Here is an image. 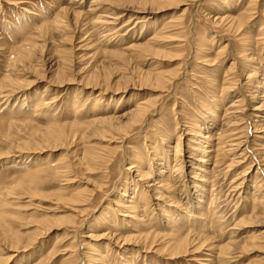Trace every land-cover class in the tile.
Listing matches in <instances>:
<instances>
[{"label": "rangeland", "instance_id": "1", "mask_svg": "<svg viewBox=\"0 0 264 264\" xmlns=\"http://www.w3.org/2000/svg\"><path fill=\"white\" fill-rule=\"evenodd\" d=\"M151 1L145 4L144 0H135L130 3L127 1L120 5H110L109 2L95 4L92 0H0V85L3 80H13L20 86L14 96L8 97H6L8 92L0 88V211L3 213V218L0 219V264H65V259L68 257L64 252L65 245L71 241L77 244L89 243L90 249L86 248V244L82 249L88 255L93 251L91 247L95 246L98 253L94 257L100 258L101 255L106 254L109 256L110 264H129V262L133 264H264V249L260 247L255 249L236 247L233 250V259L220 256L219 248L211 250L208 247L200 249L196 254L189 253L173 258L170 257V252L158 253L155 252L156 248L145 251L142 246H135L136 243L116 244L114 238L85 237L89 231H95L96 235L107 232L106 221L98 220L99 217L101 218L100 215L107 211V205L112 206L107 216L109 217L107 223L111 225L109 226L111 229L117 230L116 234L126 236L134 227H142L135 219L125 220L124 216L115 211L116 207L110 200L116 197L117 193L122 192L121 187L127 183L125 175L133 176L137 180L134 170L128 169V158L134 157L135 152L139 151L140 158L148 161L149 164L153 163L158 158L155 156L157 153L162 155L175 145L176 133L183 134L181 146L186 159L184 176L191 183L193 181L191 177L199 173L196 168L198 161L195 160L197 156L194 159L188 158L190 154L187 145L191 143L190 139L194 133L183 124L191 125L189 127L192 130L196 128L197 122L207 124L208 121L201 123V120L206 118L202 115L203 105L206 104V110L214 112L218 117L217 127L222 125L221 128H224L225 121L220 124L221 118L224 117L223 108L236 100L237 96L246 101L242 107L243 109L246 107L245 115H249V118L244 115L246 119L239 122L240 129L243 128L244 131L245 126L249 125L248 135H250L245 155L247 157L242 158L241 163L230 166L232 155L226 156L227 158L220 156L221 163L215 169L218 179L215 194L220 205L217 215L220 225L214 232L210 230L207 232L211 236L208 243L217 246L224 244L232 239L233 233H236L233 238H240L242 242L259 232L264 235V215L259 212L260 210L255 215L258 218L248 221L246 226H241L242 223L239 222V219L249 218L252 213L255 199L251 197V192L254 189L252 186L256 184V176L250 174L246 176L249 178L247 183L250 186L248 185V192L242 193L240 206H237L238 203L228 195L232 190L235 194L236 188L233 187L236 186L237 179H242V174L244 175L251 165L255 163L254 169L258 170V173H262L259 165L264 169V151L261 150L264 145V132L263 135L261 134L262 138H256L259 132H254L256 129L253 127L259 124L261 129L264 125V108L258 111L253 110L252 106L261 105L264 99V84L259 83L264 80V42L256 39L257 33L264 27V0ZM64 8H68V13L63 17V26L60 29L50 28L49 32L39 30L40 26L48 20L51 22ZM75 10L78 12L76 13ZM218 12L219 15L231 17L240 13L245 14L247 24L242 30L243 33L229 30L228 24L220 28L214 24L212 15ZM98 15L115 16L117 20L110 28L95 23ZM179 25L183 28H179ZM213 33L218 34L216 42L211 45L208 40ZM242 34L246 40L248 36L256 40L254 42L256 45L252 43L249 55L257 58L250 63L251 68L246 65L244 67L248 74L260 70L259 76H255L258 82L255 77L248 79L247 82L248 74L245 76L244 71L242 74L241 64L244 59L241 52L247 49L246 40H243L245 43L242 41ZM157 37L159 40L154 41ZM146 42H152L153 44L150 45L155 47V50L149 51L140 47V44L144 45ZM178 43L182 47L178 48ZM35 44L36 48L33 47ZM133 45L136 47L133 48ZM222 45H226L225 53L217 54ZM31 47L34 48L32 52L30 51L34 56L30 54L28 59L24 58V61L16 63L22 58L24 50ZM231 62L237 64L234 65L231 73L233 77L231 81L233 84L236 83L233 85L234 92L227 94L229 97L219 106L218 92L221 88L219 86ZM146 72H163L168 80L165 85L157 87L158 84L154 79L155 83L153 80L149 82L145 80ZM250 80L256 81L254 86ZM251 92L258 97L254 96L255 99H251ZM149 98L157 107L152 108L153 115L143 121V124L135 126L132 137L127 141V147L123 149L125 151L122 149L117 151L109 164L99 162L95 165V169H89L85 165L84 157L90 154L86 152H97L106 157L107 145L111 144L112 137L93 136L83 127L73 123L91 122L89 120L93 119L90 118L93 114H101L105 110H108L106 113L109 115L115 111L123 114L131 105L134 106ZM256 113L260 116L257 117ZM176 116L177 119L186 122L177 124ZM253 120L260 122L254 123ZM49 124L62 127L64 137L51 143L42 141V135ZM208 128H204L203 135L213 134L216 130ZM38 130L39 133L35 136L33 131ZM163 132L168 133L165 139L160 137L161 134L167 135ZM37 137L41 138L38 142H36L39 140ZM28 142L31 144L28 145ZM257 149H260L261 153ZM258 157L263 160L262 163L258 161ZM189 161H192V167ZM38 163H43L38 167L42 171L35 176L31 168ZM172 164L173 160L170 158L169 165ZM154 165L151 172V177L154 178L149 179L150 182L158 178L159 171L163 170V166L157 165V162H154ZM212 167V163L208 165V168ZM66 180L71 182L63 185ZM189 183L191 198L187 204H185L187 199H184L182 204L191 211L193 210L191 205L196 201L198 194L197 187L193 189ZM101 184L104 187L108 185V195L102 194ZM150 185L146 183L141 186L136 195L142 194L139 202L144 204L146 199L156 215L149 219L152 225L148 222V228H152L155 232H163L161 225L165 224V218L159 213L161 208L168 209V204H165L167 200H156L159 197L158 192L149 188ZM162 191L164 194H169L165 189ZM209 195L210 193L206 196ZM71 196L81 197L82 202L75 204L69 201ZM71 214L75 215V224H66L67 226L59 230L47 233L31 245L32 238L39 236L38 233L44 225L46 226L47 222H44L46 217L54 219V216ZM145 228L147 226L141 229ZM15 232H19L23 237L22 242L19 245L14 243V246L7 237L11 238L10 236ZM76 232L78 233L76 238L72 239Z\"/></svg>", "mask_w": 264, "mask_h": 264}, {"label": "bare ground", "instance_id": "2", "mask_svg": "<svg viewBox=\"0 0 264 264\" xmlns=\"http://www.w3.org/2000/svg\"><path fill=\"white\" fill-rule=\"evenodd\" d=\"M127 1H129V3H130V1L134 2L135 0H127ZM127 1H125V0H92V2L95 3V4H99V3L102 4V3L109 2L110 5L111 4L112 5L113 4L114 5H117V4L120 5V4L125 3ZM147 1H149V0H144V3L146 4ZM151 2H153V1H151ZM109 3H107V4H109ZM154 3H156V1ZM141 4H143V3H141ZM222 8L224 9L225 6L222 7ZM67 10H68V8L67 9L64 8V9L60 10L59 13L56 15V17L51 22H49V20L46 21L47 23H45L44 25L40 26L39 30H41V32L42 31L43 32H47L50 28H53L54 30L55 29H60L63 26V23H62L63 19H64L63 17L64 16L66 17L65 14L68 13ZM139 10H140V7H139ZM219 11H221V10L219 9ZM69 12H70V10H69ZM75 12H76V10H75ZM80 12H82V11H80ZM78 14H80V13H78ZM214 14H215V12H214ZM210 16H211V14H210ZM97 17L98 18L95 20V23H98L100 25H104V26H107V27H110L112 24H114V21L117 20L116 18H114L115 16L110 17L109 15L108 16L107 15L106 16L105 15L104 16L98 15ZM212 18H214L213 19V23L218 25L219 28H220V26L228 24L229 25V27H228L229 30L238 31L239 33L242 32L243 28L247 24L246 21H245L246 20V16L243 13L242 14L240 13L237 16L231 17L229 15H224V16L219 15V12H218L216 15H212ZM180 24H182V23L180 22ZM179 26H178L179 28H183V27H181V25H179ZM172 29H174V28H172ZM244 32H245V30H244ZM217 34L213 33V35L210 36V39L208 40V42H210L211 45H213L214 42H216ZM257 35H258V38H256L257 41L261 40L262 42H264V27L259 30V33H257ZM163 36H164V34H163ZM170 36H172V35H170ZM242 36H243L242 41L246 40V39H244V34H242ZM246 36H245V38H246ZM252 36H254V35H252ZM171 38H169V39H171ZM179 38H181V37H179ZM204 39H207V38H204ZM247 39H248V40H246V46H247L246 48L247 49H244L241 52V55L243 54L242 58L244 59L243 60V64H241L243 68L240 67V68H242V74H243V71L245 72V67L244 66L246 65V67H248V66L250 67V65H251L250 63H252V61L255 58V57L249 55V53L251 52L250 50H251L252 43L255 44L254 42L256 40H254L253 38H251L249 36L247 37ZM158 40H159L158 37H157L156 40L154 38V41H158ZM171 40H173V39H171ZM152 42H148V43L146 42V44L144 43V45L140 44V47H142V48H144L146 50H149V51H151V50L154 51L155 47H152V45H150V43L153 44ZM243 42L245 43V41H243ZM154 43L156 44V42H154ZM226 45L225 46L222 45L223 47L218 49L217 54L221 55V54L225 53ZM33 47L36 48V44ZM134 47H136V45H133V48ZM177 47L180 48V47H182V45H180L178 43ZM227 47H229V46L227 45ZM34 48L31 47V48L25 49L24 52H23L22 58L18 59L16 61V63H18L19 61H22L24 58L28 59L30 54H32L31 52H32V50ZM208 49H210V47H208ZM239 54H240V52H239ZM237 56H239V55H237ZM258 57H259V55H258ZM214 59H213V61H214ZM239 60H240V58H239ZM261 61H259V62H261ZM246 62H248V63H246ZM234 65H237L236 62H233V63L231 62V66L228 67L229 69L226 70V72H225V74L223 76L224 78L221 76L223 78V81H222L221 85L219 86V87H221L220 91L218 92L219 94L217 93L219 95L218 97H220V99L218 100V101H220L219 106L223 105L224 101L227 100V98L229 97V96H227V94L234 92V87L235 86H233V85L236 84V83L233 84V82L231 81L232 78H233L231 76V73H232V70H234ZM239 70H241V69H239ZM257 70H258V68H257ZM255 71H256V69H255ZM238 72L240 74V71H238ZM258 72H260V70ZM258 72H254V74L252 72H250L251 74H248L247 71H246L245 72L246 73L245 76H247V74H248V77H247L246 81L248 82V79H252L253 77H255L257 75L259 76ZM146 73L147 74L144 75L145 80L146 81L148 80V82H149L150 80L152 81L154 79L156 81V84H158L157 87L159 85H161V86L165 85V82L168 80V78H166L164 76V74H162L163 72L162 73H157V72L149 73V72H146ZM260 77H262V76H260ZM263 79H264V77H263ZM154 80H153V82H154ZM263 81H261L259 83H263L264 84ZM62 82H64V81H62ZM251 82H253V81H251ZM255 82H253V86H254ZM257 82H258V79H257ZM259 83H258V85L262 86V84L260 85ZM18 84L19 83H15L13 80H10V81L9 80H3L2 84L0 85V88L3 91L6 90V92H8L6 97L14 96L15 93H17L18 89H20V86ZM145 84H146V82H145ZM248 84H250V83H248ZM17 86H19V88ZM250 87H252V86L250 85ZM249 89H251V88H249ZM164 90H166V89H164ZM253 93L254 92H251V94L249 93L251 99H255L256 96L258 97V95L255 96ZM262 93L263 92H261V94ZM257 94H258V92H257ZM263 98H264V95H263ZM245 102L246 101L244 100V98H241L240 96L239 97L237 96L236 100L234 99V101H232L230 104H228V105L226 104L225 105V108H223L224 109V111H223L224 112L223 113L224 117L221 118V123H220V124H222V121H225L224 124H223V126H225L224 128L223 127L221 128L222 125H220V127H217L219 125L217 123V121H219L218 117L216 116V114L214 112L213 113H214L215 116L213 115L212 112H208L209 110L208 111L206 110V107H207L206 104L203 105V111L204 112L202 113V115L204 117H206V118H203L202 119L203 121L201 120V123L208 121L207 124H205V125L203 123L199 124V122L195 123V121H194V123L196 124V128L195 129L193 128V130L191 129V127H189L191 125H189L187 123L183 124L185 126V128L190 129V131H193V133H194L193 137L191 139L189 138L191 143H188V145H187L188 153L190 154L188 158H193L194 159L197 156V159H195V160L198 161V164H197L196 168L199 170V173H196L195 177H191L193 179V181L191 183H189L186 180V177L184 176L185 175L184 173H185L186 159L183 156L184 149L181 146V143L183 145V142H181V140H182L181 137L184 136L183 134L178 135V133H176L175 145L171 149H168L165 153H162V155H159L157 153L155 156H157L158 158H157L156 161H153V163L149 164L148 161L144 160L143 158H140L139 156L141 154L138 153L139 151L137 153L135 152L134 157L128 158L129 159L128 160V162H129V168L128 169L129 170H134V172L136 173L135 177H137V180L133 176H132L133 177L132 178L128 174L125 175L127 183L125 182L126 184H124L121 187V191H122L121 193H119V194L117 193L116 197L110 198L111 204L115 205V207H116V209L114 208L115 211H118L120 215L124 216L125 220L126 219H135L139 226H142V227H146L147 226V228L142 230L141 229L142 227L141 228L134 227V229H132L133 232L132 231L129 232L128 235H126V236H124V234H123L124 237L120 233L116 234L117 230H115L114 228L111 229L109 227L111 225H109L107 223V221H108L107 218H109L107 216H108V214L110 213V211L112 209L111 205H107L106 206L107 211L105 213H103V215H100L101 218L99 217V219H98V220L106 221L105 223H106L107 228H108L107 232L105 234H102V235H96L95 231H89V233H87L86 235L84 234L85 237L86 238H94L96 236V237H102V238H104V237L114 238L115 241H116V244H120V243H123V244L136 243L135 246L136 245L142 246L143 250H145V251L146 250L150 251L153 248H156L155 252H158V253L160 252V253H164L165 254L167 252H170L169 253L170 257H173V258H175L177 256H180V255L181 256L182 255H186V254H189V253L196 254L197 251H199L200 249L203 250V248H206V247H208L211 250H214L215 248H219L220 249V253H221L220 256H226V257H228V259H229V257L231 259L234 258V257L232 258V255L234 254L233 250H235L236 247H239V249L240 248H243V249H245V248L255 249L256 247H260V248L264 249V235H263L262 232H259L257 235L249 236V238L244 240L243 242L240 240V238L239 239L238 238L237 239L233 238L235 236V234H236V233H233L232 236H231L232 239L229 240L228 242L224 243V244L218 245L219 247L217 246V244L208 243V241L211 239V236H209L207 232L209 230L214 232L217 228H219V225H220V221H219V218L217 216L218 213H219L218 209H219L220 205L218 203L217 195L215 194V187H216V183H217V180H218L217 176H216L215 169L217 167H219V165L221 163L220 156L221 157L222 156L226 157V156L232 155V158H230L231 159L230 160V162H231L230 166H232L234 164H237V163H241L242 162L241 159L242 158L245 159V157H247L245 155H246V150H247L246 149V146H247V143H248L247 141H248V138H249V135H250V134L248 135L249 125L245 126V129H246L245 131H244L243 128L240 129V126H239L240 120L246 119L245 117L249 116V115H245V113L247 112L246 111V107H244L245 109H243V107H242V104H244ZM240 105H241V107H240ZM252 106H253V110H258L259 111L260 108H264V99H263L261 105H254L253 104ZM155 107H157L156 103L154 101H151V99L149 98L148 100H142V101L138 102L134 106L131 105L130 107H128L129 109L125 110L124 113L122 112L123 114H118L117 111L114 110L115 112L113 114L111 113L112 115L111 114L109 115V114L106 113L108 110H105L101 114H96V115L93 114L90 117V118H93V119L89 120L91 122H88V121L84 122L83 121V123H73L74 125L76 124V125H78L80 127H83L85 129V131L91 133L93 136L94 135L95 136L96 135L97 136L98 135L99 136L110 135L112 137L111 138V144L107 145L108 155L106 157H103L102 154H99L97 152L96 153L95 152H92V153L86 152V154H90V155H86L85 156L86 158L83 156L84 159H86L85 165H87V167L89 169H95V165L97 163H99V162L108 163V164L110 162H112V160L114 159V156H116L114 154H116L117 151H119L120 149L123 150L125 147H127V141H129V139L132 137L131 135H132V133L134 131L135 126H137L138 124H143L142 123L143 121H145L150 116H152L153 113H154V110L152 108L155 109ZM217 110H219V109H217ZM109 111H110V109H109ZM260 112H262V111H260ZM177 113H178V111H177ZM175 115H177V114H175ZM244 115H245V117H244ZM256 115H257V117L260 116V115L258 116L257 113H256ZM253 117H255V116H253ZM176 119H177V116H176ZM181 120L182 119L178 118L177 119V124L182 123V122H186V121H181ZM260 120H261V118H260ZM243 121H241V122H243ZM256 121H254V123H256ZM257 122H260V121H257ZM254 123H253V125H254ZM191 124H193V123H191ZM255 125L257 127L253 126L256 129V130L253 129L254 132H259V134H258V136L256 138H262V135H263L262 133L264 132V125L261 126V129L258 126L259 124L258 125L255 124ZM208 127H211L212 130H213V128H215L216 130L213 132V134L209 133V135H206V134L203 135L204 128L205 129H209ZM45 129H46V132L42 135V141H44L46 143L56 142V141H58V140H60V139H62L64 137L63 136V128L58 126V125L57 126L56 125H50V126L46 127ZM74 129H76V128H74ZM40 131H42V129H40ZM33 132H35V134H36L35 136H37L38 133H39V130L38 131H33ZM185 132L188 133L187 130H185ZM163 133H166L167 135L161 134L160 137L162 139L163 138L165 139V137H168V133L167 132H163ZM244 133L246 134V138H245V134ZM40 134H42V133H40ZM30 137H33V136H30ZM39 137H41V136L39 135ZM203 138H204V140H202ZM40 140H41V138L39 140H37L36 142H38ZM24 141H26V140H24ZM64 142H66V141H64ZM29 144H31V143L28 142V145ZM36 144H38V143H36ZM25 146H26V144H25ZM260 146H261V144H260ZM152 147L155 148L154 146H152ZM169 148H170V146H169ZM261 148L260 149L264 151V145ZM260 149L259 150L257 149V150L261 153ZM123 151H125V150H123ZM188 153H187V155H188ZM260 153H258V154H260ZM83 155H85V154H83ZM263 157H264V154H263ZM170 158H172V160H173L172 166L169 165ZM258 161L262 163L263 160L261 161V158L258 157ZM154 162H157V165L163 166L162 167L163 170L159 171V175H157V176H159L158 178H156V179L152 180V182H150L149 179L154 178V177H151V172H152V169H153L152 167L155 166ZM189 162H190V167H192V161H189ZM211 163H212L213 167L212 168H208V165H210ZM42 164L38 163L35 166L32 165L33 166L32 168L30 167L31 170L32 169L34 170L33 175L36 176V174L41 173L42 170H39L40 168H38V167L42 166ZM108 164H106V165H108ZM169 166H171V167H169ZM259 166H261V170H262L261 172L262 173H260V172L258 173V170L256 171L254 169V167H256L255 163L249 167V170L246 167L247 170L244 172V175L242 174V176H243L242 179L238 178L237 182L235 183L236 186L233 187V189L236 188L235 189L236 190L235 194L232 193L233 190H232V192L228 193L229 198L232 197L233 200L236 201V203H238L237 206H240L241 202H242V199H243L242 193L248 192V188L250 186L247 183L249 178H246V176L248 174L256 176L255 177V183L256 184H255V186L254 185L252 186L254 189L251 192V197H253L255 199V203H254V206L252 208V213L249 215L250 217L249 218H244L243 217L242 219H239V222L242 223L241 226H246L247 222L248 221H252L254 218L257 219L258 217H256L255 215L257 214L256 212L258 210H260L259 212H262V214L264 215V177H262V175L264 174V169L262 168V165H259ZM258 168L260 169V167H258ZM33 177H32V179H33ZM171 180L173 181V183L171 182ZM144 181H146V182H144ZM69 182H71V181L70 180H66V182L63 185H65V184L67 185ZM31 183H35V181L34 182L31 181ZM146 183L148 185H150V183H151L149 188L151 187V189H153V191L158 192L157 194H158L159 197H157L156 200H163V199L167 200L165 202V204L167 203L168 206H169V207L167 206V208H168L167 210H163L161 208V206L159 205V207L161 208V210H160L161 213H159V214L163 218H165V224L161 225V226H163L162 227L163 232H161V231L160 232H155V231H152V228H148V225L150 223L149 219L152 218V217H155L156 215L154 214L153 209L150 206V203L147 202L146 199H145L146 203L144 202V204H141V202H139L143 195L142 194H138L139 197L136 195V193H138L140 191L141 186H144ZM188 183L191 185V188H193V189L195 187H197V189L196 188L195 189L197 190V194H198V197H197L196 201L195 202L193 201V203L191 205V209H193L191 211L187 210L188 208L183 207L185 204H187V202H189L188 201L189 198H191V197H189L190 192H189V188H188V186H189ZM107 187H108V185H106L104 187V185L101 184V188L100 189L102 190V194H104L105 196L108 195V192H107L108 188ZM32 188H34V187H32ZM162 189H165V191H168L169 194L168 195L164 194L163 193L164 191H162ZM208 193H210V195L206 196ZM62 197H60V200H61ZM128 197L130 199H128ZM80 198L71 196L68 200L73 202V203H75V204H80V202H82V200H80ZM184 199H187V200H186L185 204H182V201H184ZM243 202H244V200H243ZM0 204H1V201H0ZM163 204H164V201H163ZM252 205H253V203H252ZM244 209H245V207H244ZM74 212L76 213V209H75ZM182 213H183V215H182ZM74 216H75L74 214H71V215H68V216H58V217L54 216V219L46 217V219H44V222H47L46 226L44 225L43 229H41L40 233H38L39 236L36 235L37 237L35 236L34 238H32L31 245H33L35 242H37L39 240V238L43 237V235H46L47 233H50V232H52L54 230H57V229L59 230L63 226H67L66 224H70V225L75 224L76 220H75ZM2 218H3V213L0 211V219H2ZM147 223H148V225H147ZM240 223H239V225H240ZM134 232H136V233L133 234ZM9 233L12 234V232H10V231H9ZM77 234L78 233L76 232L74 237L73 238L71 237V238L72 239L76 238ZM8 235H10V234H8ZM10 237L11 238H9V237H7V238L9 239L10 242H13V244H11V245H14V243L16 245H19V243L22 242L21 239H22L23 235H21L19 232H15ZM211 242H213V241H211ZM84 245L86 246L87 249L88 248L90 249L89 243H87V242L86 243H82V244H80V243L77 244V242L73 243V241H71L69 244H66L64 252L66 254H68V257L65 259L66 260L65 264H84V263L85 264H92V261L94 262V264H110L108 262L109 261V258H108L109 256L106 255V254L101 255L100 258L94 257L98 253V250H97V248L95 246L93 248L91 247V249L93 250L90 253L91 255L85 254V252H83V250H82L84 248ZM71 250H73V251H71ZM131 263L133 264V262H129V264H131Z\"/></svg>", "mask_w": 264, "mask_h": 264}]
</instances>
